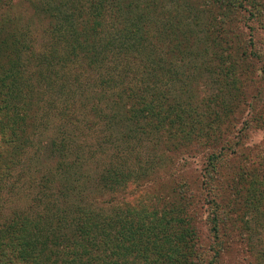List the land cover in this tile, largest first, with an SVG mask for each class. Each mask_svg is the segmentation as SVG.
I'll list each match as a JSON object with an SVG mask.
<instances>
[{
  "label": "trees",
  "instance_id": "trees-1",
  "mask_svg": "<svg viewBox=\"0 0 264 264\" xmlns=\"http://www.w3.org/2000/svg\"><path fill=\"white\" fill-rule=\"evenodd\" d=\"M29 6L47 44L0 45V264H225L246 238L255 250L264 172L245 146L264 130V51L242 27L264 30V1ZM0 25L15 33L13 17Z\"/></svg>",
  "mask_w": 264,
  "mask_h": 264
},
{
  "label": "rangeland",
  "instance_id": "rangeland-1",
  "mask_svg": "<svg viewBox=\"0 0 264 264\" xmlns=\"http://www.w3.org/2000/svg\"><path fill=\"white\" fill-rule=\"evenodd\" d=\"M0 1L8 2L4 4L3 8L0 9V23L3 20L11 18V17H13L14 20L16 21L15 33L12 35L1 34L0 39H4L6 40V42L0 45L2 46L7 45V49L16 50L18 49L19 45L20 46L22 45L19 42H18L19 45L14 42L18 38L22 39V42L24 44L31 45V46L35 45L38 48H41L43 47L44 44H47V42L49 41V37L43 36L44 31L42 30V27L40 25L41 24L40 18L35 17L37 20H33V16L35 12L34 11L32 12L31 7L29 6V2H31L32 0H0ZM175 6H176V3L168 2L167 7L173 8ZM41 17H42L41 19H43V26L45 27L46 21L43 18L44 16H41ZM29 24L31 26H28ZM252 26L254 27V30L251 29ZM199 28L200 27H197L194 30L197 32L198 36H199ZM242 28H243L242 30L245 33H248V35L249 33L252 34L251 36L255 39L257 47L264 51V30L261 28V26H259V23H256L255 21H253L251 25L247 23L246 26ZM1 29L3 28L0 25V30ZM24 35H27V38L23 37ZM203 47L204 46H202L199 49H202ZM33 49H35L36 52L38 51L36 47H34ZM25 59H26L25 62L31 64L32 67L34 66L33 64H35L37 61V59L34 60V58H32L30 62L27 60V57H25ZM202 72H206V69H204V71ZM204 76H205V73H204ZM199 85H200L201 90L203 91V86L200 83ZM166 88H169V85L166 86ZM186 94L187 93L183 94L182 96H185ZM164 95L161 94L163 99H166L170 96V95L168 96V94H164ZM87 110L85 111L87 112ZM85 117H87V115ZM47 132H48V135L50 136V134L54 133L55 130H51L50 132L48 130ZM246 139L247 140H246L245 148H247V151L250 153V156H251L250 161H255V163L257 164V167H260L259 169H260L261 174H263L264 172V130H261V129L252 130L251 129L249 132H247ZM148 144L151 145L150 143ZM193 161L194 160H192V162ZM201 164L202 163L200 162V160L199 162L191 164L189 169H187L185 176H188V178L192 177L194 169H199L201 167ZM203 217L206 218L207 216H203ZM252 223H255V222H252ZM257 226H258V223H257ZM259 232H260V235L258 236V238H254L252 241L250 240V242H253L256 244L255 250L251 251V248L249 247L248 242H247L248 241L247 238L246 240L242 239V241H240L241 242L240 246L238 244L235 245L237 247L236 251H233L232 253L224 256L225 264H244V263L245 264L246 263L259 264L260 261L258 260L259 256L257 255V252L264 249V224L260 227ZM200 233L203 239V243L206 245L207 248L209 247L211 248L212 244H215V241H214V237L211 235V233L208 230L207 224L205 225V221L200 227ZM239 249H242V251H238Z\"/></svg>",
  "mask_w": 264,
  "mask_h": 264
}]
</instances>
